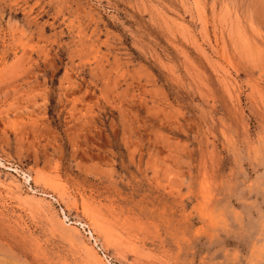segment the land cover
<instances>
[{
  "label": "rangeland",
  "instance_id": "obj_1",
  "mask_svg": "<svg viewBox=\"0 0 264 264\" xmlns=\"http://www.w3.org/2000/svg\"><path fill=\"white\" fill-rule=\"evenodd\" d=\"M0 264H264V0H0Z\"/></svg>",
  "mask_w": 264,
  "mask_h": 264
}]
</instances>
